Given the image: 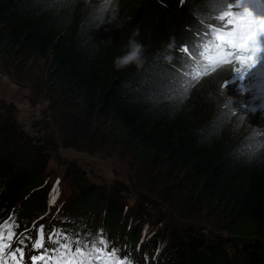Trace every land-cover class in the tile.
Listing matches in <instances>:
<instances>
[{
	"label": "trees",
	"instance_id": "obj_1",
	"mask_svg": "<svg viewBox=\"0 0 264 264\" xmlns=\"http://www.w3.org/2000/svg\"><path fill=\"white\" fill-rule=\"evenodd\" d=\"M236 5L237 0H0V59L18 67L47 102L61 145L87 150L85 144L108 143L124 150L138 163L135 174L147 176L163 202L203 210L221 226L207 236L192 227L169 228L170 245L154 259L140 244L145 240L135 215L120 200L127 184L100 190L82 180L73 207L59 215L68 225L64 236L87 233L89 240L82 241L89 245L103 238L108 252L118 250L128 264L137 253L144 264H264V115L237 84L203 86L188 73L194 55H209L201 47L204 34L211 35ZM183 13L191 15L196 33L183 31ZM94 32L108 35L95 39ZM135 32L145 48L142 63L117 70L114 60ZM185 45L198 51L185 52ZM220 73L225 70L214 75ZM153 76L170 88L163 98L151 96ZM16 133L5 117L0 224L11 217L31 249L41 226L48 225H23L41 206L44 151L38 143L45 141ZM51 235L43 231L49 248L55 246Z\"/></svg>",
	"mask_w": 264,
	"mask_h": 264
},
{
	"label": "rangeland",
	"instance_id": "obj_2",
	"mask_svg": "<svg viewBox=\"0 0 264 264\" xmlns=\"http://www.w3.org/2000/svg\"><path fill=\"white\" fill-rule=\"evenodd\" d=\"M181 27L186 33L197 31L194 29L196 25L194 26L191 15L186 13L182 15ZM179 52L181 51H177ZM3 62L0 59V122L7 117L14 122L16 135L22 138H41L45 141L38 143L42 145L40 150L44 151L41 167V206L34 208L29 221L23 224H30L28 230L48 224L43 226V231L49 230V233L53 234L56 230L63 235L66 232L64 227L68 225L59 220L60 212H66L68 208L73 207L80 194L78 184L82 180H88L100 190L120 188L122 183L127 184L122 189L120 200L127 214L135 215L140 235L145 240L140 244L145 247L149 257L154 259L170 245L171 238L166 234L169 228L175 227L176 230L192 227L199 229L205 236L211 232H220V224L207 212L193 206L181 207L177 203L163 202L157 188L151 186L147 176L135 174L138 163L124 150L114 148L108 143H103L97 148L85 144L87 150L63 147L57 137V129L49 119L47 102L35 93L34 87L24 79V73H21L18 67ZM208 63L210 66H204L202 69L201 62L194 61L188 73L197 77L203 86L216 82L226 87L237 84L240 91L248 94L245 97L249 102L255 104V111L264 115V92L256 85L264 80V74L257 75L259 69L241 81L233 77L238 74V65L231 60L211 58ZM259 67H264V55H261ZM222 70H225V73L214 75ZM46 142L50 145H46ZM126 221L130 223L132 219ZM155 238H158V242L153 245ZM78 239L89 240V237L86 233L81 234Z\"/></svg>",
	"mask_w": 264,
	"mask_h": 264
},
{
	"label": "snow or ice",
	"instance_id": "obj_3",
	"mask_svg": "<svg viewBox=\"0 0 264 264\" xmlns=\"http://www.w3.org/2000/svg\"><path fill=\"white\" fill-rule=\"evenodd\" d=\"M184 2L185 0H181L182 4ZM220 22L222 23L214 26L211 39L209 33L204 34L210 45L209 51L218 54L213 56L214 60L228 59L238 65V74L233 77L243 81L250 73L261 69L259 62L261 54L264 53V18L258 20L251 14L229 12L220 17ZM107 35L92 33L95 39L106 38ZM184 51L195 54L198 49L185 45ZM262 74L264 73H257ZM151 80L152 98H163L169 93L170 88L163 80L155 76ZM257 88L264 92V81L258 83ZM11 220L10 217L0 224V264H128L127 258L120 257L118 250L108 252V242L103 238L92 241L91 245L67 236L63 237L62 242V234L54 230L48 239L55 246L49 248L44 243L43 226L32 248L27 249L25 240L29 238L23 233L17 235Z\"/></svg>",
	"mask_w": 264,
	"mask_h": 264
},
{
	"label": "clouds",
	"instance_id": "obj_4",
	"mask_svg": "<svg viewBox=\"0 0 264 264\" xmlns=\"http://www.w3.org/2000/svg\"><path fill=\"white\" fill-rule=\"evenodd\" d=\"M139 33H133V36L129 38L127 43V50L123 55L118 56L114 60V67L117 70L123 69L129 65H139L142 63L143 53L145 51L144 46L135 39Z\"/></svg>",
	"mask_w": 264,
	"mask_h": 264
},
{
	"label": "bare ground",
	"instance_id": "obj_5",
	"mask_svg": "<svg viewBox=\"0 0 264 264\" xmlns=\"http://www.w3.org/2000/svg\"><path fill=\"white\" fill-rule=\"evenodd\" d=\"M256 87V86H255ZM256 93V92H255ZM52 191V190H51ZM134 256V255H133Z\"/></svg>",
	"mask_w": 264,
	"mask_h": 264
}]
</instances>
